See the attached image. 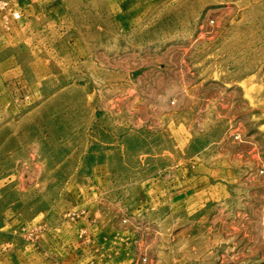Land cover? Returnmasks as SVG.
Returning <instances> with one entry per match:
<instances>
[{
    "label": "rangeland",
    "instance_id": "374dc122",
    "mask_svg": "<svg viewBox=\"0 0 264 264\" xmlns=\"http://www.w3.org/2000/svg\"><path fill=\"white\" fill-rule=\"evenodd\" d=\"M0 264H264V0H10Z\"/></svg>",
    "mask_w": 264,
    "mask_h": 264
},
{
    "label": "built area",
    "instance_id": "2783aa9c",
    "mask_svg": "<svg viewBox=\"0 0 264 264\" xmlns=\"http://www.w3.org/2000/svg\"><path fill=\"white\" fill-rule=\"evenodd\" d=\"M0 10L10 11L13 19L16 20H19L22 17L20 11L13 7L12 2L10 0H0Z\"/></svg>",
    "mask_w": 264,
    "mask_h": 264
}]
</instances>
